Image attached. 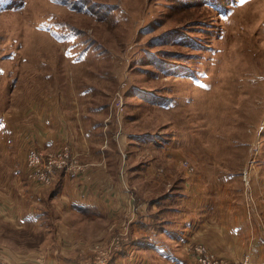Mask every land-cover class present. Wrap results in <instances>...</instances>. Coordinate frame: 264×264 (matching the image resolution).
<instances>
[{
    "label": "rangeland",
    "instance_id": "374dc122",
    "mask_svg": "<svg viewBox=\"0 0 264 264\" xmlns=\"http://www.w3.org/2000/svg\"><path fill=\"white\" fill-rule=\"evenodd\" d=\"M259 2L0 0V260H11L7 252L48 254L71 239L72 223L84 225L82 238L94 254L95 244L124 240L126 226L100 238L94 230L102 221L85 223L70 201L64 208L59 202L62 177H79L73 185L85 195L82 183L98 165L106 187L115 181L132 197H148L156 224L169 218L168 195L180 188L183 169L220 183H205L218 203L253 206L260 214L264 0ZM166 64L182 70L167 72ZM145 92L170 98L167 109L146 102ZM60 117L65 130L90 138L97 158H78L81 141L61 134ZM149 140L162 146H142ZM165 140L179 159L162 149ZM225 175L227 182L220 179ZM198 244L196 255L207 260L202 264L258 263L248 253L234 260L208 255Z\"/></svg>",
    "mask_w": 264,
    "mask_h": 264
},
{
    "label": "crops",
    "instance_id": "0c3cea01",
    "mask_svg": "<svg viewBox=\"0 0 264 264\" xmlns=\"http://www.w3.org/2000/svg\"><path fill=\"white\" fill-rule=\"evenodd\" d=\"M65 121L64 118H59L61 134L65 137L69 135V139L66 138L70 142L73 140L76 142L79 139L81 141L78 145L79 151L72 145L77 151L75 153L78 158L85 161L86 159L93 161L90 158L94 156L97 158L98 152L94 149L90 150V138L81 139L80 134L73 127H71L73 130L69 127L68 131L65 130L63 128V125H66ZM57 132L55 133L56 138L59 135ZM50 135L52 136V133ZM49 139L50 136L47 141ZM149 142L162 146L151 140L144 141L142 146H147ZM169 145L170 141L164 142L162 149L165 148L167 152L171 151L170 157L177 159L176 151L168 149ZM174 159L172 161L176 164ZM170 162L165 163L170 166ZM151 163L157 166V161ZM153 166L149 165L150 169ZM88 170L89 172L94 171L90 168L86 171ZM101 171L104 172V169L98 165L93 172V177L82 183L85 195L82 194L79 186L73 185L79 177L76 175L62 177V194L58 198L63 208L64 203L69 204L70 201L71 210L83 216L85 223L102 221L104 225L94 230L100 238L104 236L103 239H108L114 231H119L121 226H126L128 234L124 240L122 239L121 248L115 253L110 264H202L198 261V255L194 250V246L198 243L206 245L208 255L234 260L248 253L258 264H264V204L259 207V214L253 206L250 209L232 203L228 205L221 200L222 204L218 203L215 195L207 194L205 183H220L214 180L204 181L199 177L194 178L183 169L186 176L179 180L180 188L168 195V199L171 200L167 212L169 218L165 224H156L152 218L157 216L148 210L147 200L149 199L145 194L135 195L133 193L132 197L115 181L110 182L109 187H106L105 182L100 181ZM220 179L224 182L229 180L226 175ZM262 199H264V194ZM213 203H215L214 207ZM119 214L123 216L119 217ZM83 231L82 223H72L69 229L71 239L64 240L60 246H53L48 254L39 251L18 257L16 253L6 252L13 262L37 254L43 255L45 264H82L92 254L88 245L89 240L82 238Z\"/></svg>",
    "mask_w": 264,
    "mask_h": 264
},
{
    "label": "built area",
    "instance_id": "2783aa9c",
    "mask_svg": "<svg viewBox=\"0 0 264 264\" xmlns=\"http://www.w3.org/2000/svg\"><path fill=\"white\" fill-rule=\"evenodd\" d=\"M61 155L64 157L65 160H67L68 151L65 149L64 151L61 152ZM120 239L121 237L118 236L116 238L110 239L105 244H95L96 253L94 254V251H93L92 255L90 256L89 261L86 264H107L109 258H111L113 254L116 252V250L119 249V246L122 241ZM196 250L199 253H203L205 250V247L201 244H198L196 246ZM198 261L202 263H207L206 257L203 255H199V254H198ZM44 262H45V259L43 255H36L32 259H27V260L21 259L18 262H13L11 260H8L5 257L0 260V264H44ZM237 264H258V263L248 262L246 259H244L242 263H237Z\"/></svg>",
    "mask_w": 264,
    "mask_h": 264
},
{
    "label": "trees",
    "instance_id": "16d2710c",
    "mask_svg": "<svg viewBox=\"0 0 264 264\" xmlns=\"http://www.w3.org/2000/svg\"><path fill=\"white\" fill-rule=\"evenodd\" d=\"M163 70H166L167 72H171L174 73L173 71L175 70H182L179 69L178 66H170L168 64H166L164 66V68H162ZM166 72V73H167ZM145 98H146V102H152V103H158L160 106H164L167 109V105L170 103L171 99H167V98H160L157 95H152V94H148L147 92H145ZM160 98V99H159Z\"/></svg>",
    "mask_w": 264,
    "mask_h": 264
},
{
    "label": "bare ground",
    "instance_id": "6f19581e",
    "mask_svg": "<svg viewBox=\"0 0 264 264\" xmlns=\"http://www.w3.org/2000/svg\"><path fill=\"white\" fill-rule=\"evenodd\" d=\"M255 3H256V2H255ZM258 3H260L259 0H258ZM258 3H257V4H258ZM253 4H254V3H253ZM253 4H252V5H253ZM261 5H262V4H261ZM261 5H255V6H257V7L259 6L260 8H262ZM249 6H250V5H249ZM249 8H250V7H249ZM249 8H248V10H250ZM251 8H252V7H251ZM246 9H247V8H246ZM256 9H259V8H256ZM253 11H254V12H257L258 10H257V11L253 10ZM244 14H245V13H244ZM244 14H243V15H244ZM247 15H248V14H247ZM239 16H240V15H239ZM241 16H242V14H241ZM240 18H241V17H240ZM243 18H244V17H243ZM247 18H248V17H247ZM244 20H245V19H244ZM246 21H247V20H246ZM247 23H248V22H247ZM247 23H246V24H247ZM248 25H249V24H248ZM247 30H248V29H247ZM249 33H250V32H249ZM247 34H248V33H247ZM248 35H249V34H248ZM243 36H244V35H243ZM248 38H249V37H248ZM244 44H246V43H244ZM253 44H254V43H253ZM253 47H254V46H253ZM238 48H239V47H238ZM252 50L254 51L253 48H252ZM246 51H247V50H246ZM240 52H242V51L240 50ZM242 60H243V59H242ZM235 67H236V66H235ZM233 81H234V80H233ZM200 96H201V95H200ZM200 96H199V97H200ZM183 97H184V96H183ZM233 97H234V96H233ZM235 97H236V96H235ZM200 98H201V97H200ZM246 98H247V97H246ZM245 100H246V99H245ZM246 101H248V100H246ZM179 102H180V101H179ZM234 103H235V102H234ZM180 104H181V103H180ZM246 105H247V104H246ZM181 106H182V105H181ZM253 106H254V105H253ZM253 106H252V107H253ZM183 108H184V107H183ZM181 109H182V108H181ZM186 109H187V108H186ZM184 111H185V109H184ZM202 112H203V111H202ZM186 113H187V111H186ZM241 114H242V113H241ZM176 115H177V114H176ZM243 115H244V114H243ZM184 116H185V115H184ZM245 117H246V116H245ZM219 118H220V117H219ZM247 118H248V117H247ZM223 120H225V119L223 118ZM230 120H231V119H230L229 117H226V120H225V121H229V122H230ZM210 122H211V121H210Z\"/></svg>",
    "mask_w": 264,
    "mask_h": 264
}]
</instances>
